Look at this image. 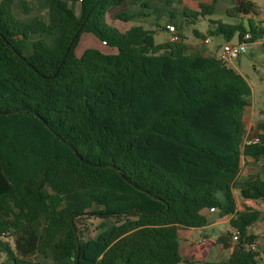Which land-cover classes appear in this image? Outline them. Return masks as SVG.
<instances>
[{
	"label": "trees",
	"instance_id": "trees-1",
	"mask_svg": "<svg viewBox=\"0 0 264 264\" xmlns=\"http://www.w3.org/2000/svg\"><path fill=\"white\" fill-rule=\"evenodd\" d=\"M128 1L0 0V258L182 264L178 230L207 226L203 212L214 209L240 232L220 264H256L250 229L261 212L240 210L238 197L264 201V180L236 194L244 158L264 159V121L260 142L245 143L249 86L216 55H189L180 33L157 44L166 12L133 0L157 15L151 31L133 23L149 14L120 10ZM230 1V15L259 9ZM217 5L183 16H212ZM118 9L114 19L130 27L110 23ZM211 24L227 42L264 38L263 26ZM84 35L103 50L79 56ZM229 241L231 232L220 239Z\"/></svg>",
	"mask_w": 264,
	"mask_h": 264
},
{
	"label": "rangeland",
	"instance_id": "rangeland-1",
	"mask_svg": "<svg viewBox=\"0 0 264 264\" xmlns=\"http://www.w3.org/2000/svg\"><path fill=\"white\" fill-rule=\"evenodd\" d=\"M34 1V0H29ZM154 4L158 5V10L165 8L168 12H173L171 16L168 14L167 18L170 19L172 16H175L173 19L174 24L179 26V33L185 39V43H193L194 41L198 44L202 43L203 37H210V43L205 45L206 48L214 51L217 44L227 43L225 35H215L211 34L216 29V26L211 24V20H220L225 24H240L243 23L247 29H252V26H263L264 27V0H250L254 2L259 9L256 12H244L241 15H230L227 13V9L229 6L234 7L231 4L230 0H218L216 13L212 16L207 17H199L195 18H185L181 16L178 12L173 11V7L180 12L184 9H188L189 7H196L197 4L191 0H151ZM174 1V2H173ZM209 2H213V0H208ZM132 3V2H131ZM82 1L76 5L75 9L77 12L82 10ZM130 13L137 12H145L146 14L151 12V10L141 8L140 11L134 8V6L129 5L124 9ZM119 11L114 10L109 14V20L111 24H116V20L114 19V15ZM30 14V16H32ZM21 17H25L20 14ZM152 16V14H151ZM157 16H152V19L140 18L135 20L133 23L138 25H143L146 29L151 31H157L155 26ZM171 20V19H170ZM200 35V37H197ZM89 36L84 35L77 49V54L81 56L88 48L89 44ZM155 39L157 44L168 41L167 33L165 31H157L155 35ZM204 40V39H203ZM262 42L263 39H260ZM239 41L238 33L232 36V38L228 41L231 43H237ZM204 46V44H202ZM198 50H201L198 48ZM230 67L235 69H239V72L242 74V77L245 83L249 86V94H245L243 101H248V109L246 111V124L248 127V137H254L255 133L253 128L251 130L252 125H255V121L261 122L264 121V47L262 45H250V49L247 54L242 56L240 59L235 60L233 63L229 65ZM246 108V107H245ZM253 112V113H252ZM262 112V113H261ZM254 117V120H253ZM254 209H258L261 212L262 217L264 218V201L256 202ZM264 221V219H263ZM100 219L97 220L96 223H101ZM255 232H259L260 228H253ZM264 236V235H263ZM262 241V240H261ZM264 240L262 244H259L258 250L261 253V257L257 260L256 264H264ZM1 259L3 262L6 261V257L2 256Z\"/></svg>",
	"mask_w": 264,
	"mask_h": 264
},
{
	"label": "crops",
	"instance_id": "crops-1",
	"mask_svg": "<svg viewBox=\"0 0 264 264\" xmlns=\"http://www.w3.org/2000/svg\"><path fill=\"white\" fill-rule=\"evenodd\" d=\"M197 4L196 7H189L188 9H184L183 11H178L173 7V11L178 12L181 16H183V13L185 10L189 11H199V6L201 3H206V4H211L208 0H191ZM132 2V3H131ZM151 4L158 9V5L154 4L150 0ZM174 2V1H173ZM233 5V3L231 2ZM132 5L134 6L137 11L141 10V6L139 3L134 2L133 0H129L127 3V6ZM126 6V7H127ZM232 9V6H229L227 9V13H230V10ZM160 11H165V8L159 9ZM154 10L149 11V17H146L147 19H152V16H157L155 13H153ZM173 12H170L172 14ZM152 14V16H151ZM168 14H161V17L159 16V22L158 25L160 26V31H165L167 33V39H168V31H167V26H175L177 28V31L179 33V26L177 24H174L173 18L171 17L170 19L167 18ZM171 16V15H170ZM184 17V16H183ZM116 24H114L117 27H130L131 25L122 23L118 20H116ZM156 22L154 23L156 25ZM89 44L88 47L90 48H98L100 50H103L101 46V42L96 39L94 36H89ZM204 40L202 39V43L198 44L197 42L193 43H186L187 48H188V54H195L198 52L205 53V54H211V55H216L217 57L219 56V51L225 43L217 44L215 47V52L213 50L208 49L205 47V44L203 42ZM204 44V46L202 45ZM254 45H263V42H256ZM200 48L201 50H198ZM113 51V50H112ZM115 52V51H113ZM235 70L239 72V69L236 68ZM241 74V73H240ZM242 75V74H241ZM248 107V106H247ZM245 108L244 110V122L246 124V111L248 108ZM253 113V112H252ZM262 113V112H261ZM254 120V117H253ZM255 121V125H252L251 130L253 128L254 135L257 136L256 131L254 130L256 125L259 123L258 121ZM262 122V121H261ZM247 127V124H246ZM247 132H248V127H247ZM257 177H260L264 180V159L261 161H256L255 159L251 157H245L243 160L242 164V169H241V174L238 179V188L236 190L237 196L239 195V190L241 187H243L246 183H248L250 180H253ZM256 202L250 201V200H243L240 197H238V207L240 210H243L245 208H253L256 206ZM254 209V208H253ZM204 215L207 217L209 223L207 226L202 227V228H181L178 230V237H179V243H180V254L183 259L182 264H220L228 261V259L232 256V254L235 251V241H229L225 243H221L220 239L225 237L229 232L233 233V229L231 228L230 221L233 216H221V213L219 210H205ZM263 217L261 215L260 220L251 227L250 229V234L254 235L256 237L255 240V248L254 250L257 251L258 253V258L257 260L261 257V253L258 250L259 244H262V241L264 240V221ZM260 228L259 232H255L253 228ZM262 240V241H261ZM264 245V243H263ZM229 246V247H227ZM264 253V249H263ZM0 258V264H9L6 263L5 261L3 262ZM51 264V263H48Z\"/></svg>",
	"mask_w": 264,
	"mask_h": 264
},
{
	"label": "built area",
	"instance_id": "built-area-1",
	"mask_svg": "<svg viewBox=\"0 0 264 264\" xmlns=\"http://www.w3.org/2000/svg\"><path fill=\"white\" fill-rule=\"evenodd\" d=\"M168 31V40L171 42H179L181 41V38L179 36V33L177 31V28L175 26L168 25L167 26ZM251 39V35L247 34L244 38V41H238L237 43H231L227 42L224 45H222L218 58L226 63L227 65H230L235 60L240 59L242 56L248 53L250 49V43L249 40ZM210 38L207 37L204 39V44L207 45L210 43ZM106 44V43H104ZM260 142V139L258 136L254 137H247L246 138V144H258ZM214 211V209H212ZM240 237V232L238 230L233 231V241H237ZM252 248H255V244L251 245Z\"/></svg>",
	"mask_w": 264,
	"mask_h": 264
}]
</instances>
